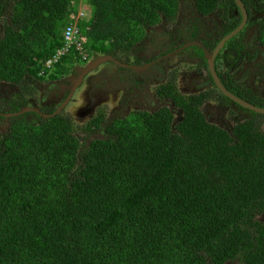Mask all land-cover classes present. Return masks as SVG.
Segmentation results:
<instances>
[{
  "label": "trees",
  "instance_id": "16d2710c",
  "mask_svg": "<svg viewBox=\"0 0 264 264\" xmlns=\"http://www.w3.org/2000/svg\"><path fill=\"white\" fill-rule=\"evenodd\" d=\"M78 1L0 0V82L37 77L69 22L89 60L132 63L145 27L179 8V0H83L92 11L80 18ZM195 2L207 14L225 0ZM240 19V9L227 17L224 34ZM75 60L83 58L74 46L56 73ZM181 106L177 123L166 106L111 124L95 116L85 127L104 138L88 144L64 112L39 122L12 116L10 131L0 130V264H264L262 124L230 132L193 103Z\"/></svg>",
  "mask_w": 264,
  "mask_h": 264
},
{
  "label": "flooded vegetation",
  "instance_id": "af4514ba",
  "mask_svg": "<svg viewBox=\"0 0 264 264\" xmlns=\"http://www.w3.org/2000/svg\"><path fill=\"white\" fill-rule=\"evenodd\" d=\"M184 1L192 5V10L184 11L180 2L176 15L173 17L162 15L159 22L145 27L146 35L141 40L138 39L128 52L132 63L109 55L125 65L147 66L146 69L137 71L114 61L106 62L114 66L119 65L129 73L134 72L135 82L130 87L131 95L138 97L140 102L147 103V106L134 108L133 111L139 110V112L145 111V113L153 114L166 106L170 108L173 121L176 122V116L180 115L182 118L185 112V107L181 104L193 103L206 120L222 125L230 132L239 122L245 123L254 119L262 124V131H264V112H257L244 106L239 100L223 93L218 85L219 80L237 98L264 109V5H258L261 1L264 3V0H251V4L242 0L247 11V19L237 34L225 43L222 40L239 27L243 20L241 12L239 24L224 34L229 26L227 17L229 20H234L239 15L240 7L236 0H225L224 4L221 3L213 12L207 14L199 10L195 0ZM215 20L216 24L220 25L219 34L215 33V26L211 24ZM204 26L206 29L203 28ZM155 35L179 40L181 43L173 50H165L160 45L155 50L156 59L143 61L137 46L141 41L144 43L147 39L154 38ZM90 58L91 55H88L87 60H75L66 66L67 70L69 69L66 73H56L57 69H54L45 75L34 78L26 77L21 84L1 81L0 125L8 124V128L5 129L3 126L0 130L9 132L10 118L16 116L13 114L20 110H24L20 114H27L33 122H39L38 116L50 118L68 111L67 108L72 105L68 102L74 90H71L66 99L57 107L41 106L37 103H49L52 93L58 88L55 82L61 80L63 76H69L74 67L79 64H87ZM157 61L166 64L170 74L162 70L153 74L154 80L148 82V88L153 90V95L152 93L149 95L147 89L143 87L146 83H142V73L148 71ZM92 71L84 75L80 81H84ZM124 76L126 82V75ZM79 77L74 80V88L78 85H75V81ZM88 85L89 82L85 83L86 87ZM122 103H128L126 95ZM16 106L18 110L10 112V109ZM65 115L69 117L68 113ZM84 130L96 132V137L92 139L104 133V131L100 132L101 129L84 127L78 135L81 136Z\"/></svg>",
  "mask_w": 264,
  "mask_h": 264
},
{
  "label": "rangeland",
  "instance_id": "374dc122",
  "mask_svg": "<svg viewBox=\"0 0 264 264\" xmlns=\"http://www.w3.org/2000/svg\"><path fill=\"white\" fill-rule=\"evenodd\" d=\"M180 2L181 8L184 11L192 10L193 7L190 3L184 0H179V3ZM77 9L80 17H83L85 12V16L88 17L92 11V7L86 5L83 0L78 1ZM211 24L215 26V33L219 34L218 28L220 25L216 24V20L215 22H211ZM203 28L206 29L205 26ZM0 29H2V27H0ZM180 43L179 40H171L166 37L155 35L154 38L147 39L144 43L141 41L137 48L140 50L139 53L143 61L147 59L151 61L157 58L155 50L158 46L161 45L165 50H173L178 47ZM94 59H97V56L92 60ZM92 60L87 62V64H79L74 67L69 76H63L61 80L56 81L55 84L58 85V88L52 93L49 103L37 104L41 106L57 107L66 99L71 90H74L68 102V104L71 103L72 105L67 108L68 111H65V113L69 114L70 119L79 121L80 130L84 129L85 124H88L89 120L100 114H105V123L111 124L117 117H126L134 108H140L144 105L147 106V103L140 102L138 97L131 95L132 92H130V87L132 83L135 82V78L133 77L134 72L129 73V71L119 65L114 66V64L109 63L100 64L91 69L90 71H93L88 74L85 80H81L74 88V80L86 70L88 64L91 63ZM66 65L69 66V64ZM152 66L153 67L148 71L142 73V83H146V86L143 87L147 89L149 95L151 93L153 95V90L148 88V82L154 80L153 74L159 72V70L170 74L167 65L160 61L155 62ZM124 75H126V82L124 81ZM87 82H89V85L86 87L85 83ZM125 95L128 99V103H122ZM176 118V122H178L181 116H176ZM3 126L5 129L8 128V124L4 123V125H0L1 129ZM103 135L104 134L99 135L98 137L104 138ZM81 136L87 140L88 144L93 137H96V132L94 130L88 132L84 130Z\"/></svg>",
  "mask_w": 264,
  "mask_h": 264
},
{
  "label": "water",
  "instance_id": "95a60500",
  "mask_svg": "<svg viewBox=\"0 0 264 264\" xmlns=\"http://www.w3.org/2000/svg\"><path fill=\"white\" fill-rule=\"evenodd\" d=\"M236 3L238 4V6H239L240 9H241V12H242V14H243V20H242V23H241V25H240L239 27H237L235 30H233L231 33H229V34L227 35V37H225V38L222 40L223 43H225L226 40H228V39L232 38L234 35H236L237 32L240 30V28L244 25V23H245V21H246V19H247V11H246V8H245V5H244L243 1H242V0H236ZM108 61H114V62H116V63H119L120 65L127 66V67L132 68V69L137 70V71H142V70H144V69L147 68V66H142V67H140V66H137V65H132V66H130V65H125V64L119 62V61H118L117 59H115L114 57L109 56V55L99 56V57H97V59L92 60L91 63L88 64L86 70L80 75L79 79L75 81V85H77L78 82L80 81V79H82L83 76L86 75L91 69H93V68L99 66V65L102 64V63H106V62H108ZM218 85H219L220 90H221L223 93H225L226 95H228V96L231 97V98H234V99L239 100L240 102H242L241 104H243L244 106L250 107V108L254 109V110L257 111V112H264V109H262V108H258V107H256V106H253V105H251L250 103H247V102H245L244 100H241V99L237 98L235 95H233L231 92H229V91L227 90V88H226V87H225V86H224L219 80H218ZM62 106H63V105H62ZM62 106H61V107H62ZM23 111H24V110H20L19 112L14 113L13 115H18V114H20V113H23ZM6 116H7V115H6Z\"/></svg>",
  "mask_w": 264,
  "mask_h": 264
},
{
  "label": "built area",
  "instance_id": "2783aa9c",
  "mask_svg": "<svg viewBox=\"0 0 264 264\" xmlns=\"http://www.w3.org/2000/svg\"><path fill=\"white\" fill-rule=\"evenodd\" d=\"M79 33H80L79 28L77 27L75 22L74 23L71 22L69 23V25L66 26L64 32L66 39V47L62 51H60L53 59L47 61L46 63L47 66H50L51 63L56 61L63 53H65L66 50L70 49L73 46H75L79 50L84 60L87 59L88 54L83 47L82 39Z\"/></svg>",
  "mask_w": 264,
  "mask_h": 264
},
{
  "label": "clouds",
  "instance_id": "9594fccd",
  "mask_svg": "<svg viewBox=\"0 0 264 264\" xmlns=\"http://www.w3.org/2000/svg\"><path fill=\"white\" fill-rule=\"evenodd\" d=\"M78 10V9H77ZM85 15H86V12H85ZM84 15V16H85ZM83 16V17H84ZM77 17H80L79 16V11H78V15H77ZM80 18H82V17H80ZM69 23H71V22H69ZM72 23H74V22H72ZM76 23V25H77V27H78V24H77V21L75 22ZM69 25V24H68ZM79 28V27H78ZM65 29H66V27H65ZM65 29H64V32H65ZM146 34V33H145ZM145 36V35H144ZM83 44V43H82ZM66 47V39H65V35H64V45L62 46V47H60L55 53H54V55L51 57V58H49L47 61H49L50 59H53L60 51H62L64 48ZM74 47V46H73ZM84 47V46H83ZM72 48V47H71ZM70 48V49H71ZM70 49H68V50H66L65 51V53H63L56 61H54L53 63H51V65L50 66H47V64H46V68H43L40 72H39V75L38 76H40V75H45V74H47V73H49V72H52L54 69H55V66H56V63H58L61 59H62V57L70 50ZM85 49V48H84ZM86 50V49H85ZM86 52H87V50H86ZM88 54V53H87ZM88 57V56H87ZM84 60V59H83ZM85 60H87V59H85ZM47 61H46V63H47ZM49 70H51V71H49ZM37 76V77H38ZM26 77H31V76H26ZM31 78H34V77H31ZM24 80V79H23ZM22 80V81H23ZM22 83V82H21ZM20 83V84H21ZM179 114V113H178ZM182 116H184V115H182ZM183 119V117L179 120V121H181ZM175 123H177V122H175ZM226 264H239V263H237V262H227Z\"/></svg>",
  "mask_w": 264,
  "mask_h": 264
}]
</instances>
